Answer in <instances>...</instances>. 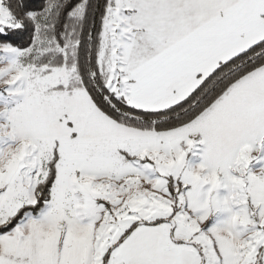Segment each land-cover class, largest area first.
I'll return each instance as SVG.
<instances>
[{"label":"snow or ice","instance_id":"snow-or-ice-1","mask_svg":"<svg viewBox=\"0 0 264 264\" xmlns=\"http://www.w3.org/2000/svg\"><path fill=\"white\" fill-rule=\"evenodd\" d=\"M0 264H264V0H0Z\"/></svg>","mask_w":264,"mask_h":264}]
</instances>
